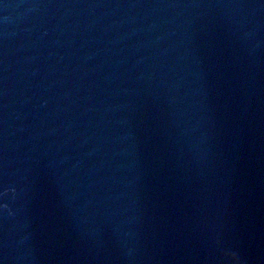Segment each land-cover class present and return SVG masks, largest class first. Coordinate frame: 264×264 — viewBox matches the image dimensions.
<instances>
[{"label": "water", "instance_id": "1", "mask_svg": "<svg viewBox=\"0 0 264 264\" xmlns=\"http://www.w3.org/2000/svg\"><path fill=\"white\" fill-rule=\"evenodd\" d=\"M0 264H264V0H0Z\"/></svg>", "mask_w": 264, "mask_h": 264}]
</instances>
